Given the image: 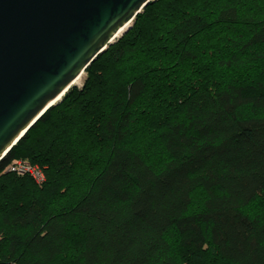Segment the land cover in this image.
Returning a JSON list of instances; mask_svg holds the SVG:
<instances>
[{
  "label": "trees",
  "instance_id": "1",
  "mask_svg": "<svg viewBox=\"0 0 264 264\" xmlns=\"http://www.w3.org/2000/svg\"><path fill=\"white\" fill-rule=\"evenodd\" d=\"M86 73L0 161V264H264V0H157Z\"/></svg>",
  "mask_w": 264,
  "mask_h": 264
},
{
  "label": "water",
  "instance_id": "2",
  "mask_svg": "<svg viewBox=\"0 0 264 264\" xmlns=\"http://www.w3.org/2000/svg\"><path fill=\"white\" fill-rule=\"evenodd\" d=\"M155 1L0 0V161Z\"/></svg>",
  "mask_w": 264,
  "mask_h": 264
},
{
  "label": "built area",
  "instance_id": "3",
  "mask_svg": "<svg viewBox=\"0 0 264 264\" xmlns=\"http://www.w3.org/2000/svg\"><path fill=\"white\" fill-rule=\"evenodd\" d=\"M8 170L16 172L20 175L27 174L35 181V183L39 185L43 184L46 179L44 170L39 165L32 164L28 160H14L8 166Z\"/></svg>",
  "mask_w": 264,
  "mask_h": 264
},
{
  "label": "bare ground",
  "instance_id": "4",
  "mask_svg": "<svg viewBox=\"0 0 264 264\" xmlns=\"http://www.w3.org/2000/svg\"><path fill=\"white\" fill-rule=\"evenodd\" d=\"M129 25V24H128ZM127 25V26H128ZM127 26H124L119 32L118 34L115 36L114 39H117L122 33L123 31L126 29ZM84 73L85 72H82L76 79L75 81L73 82L72 86H78V87H81L83 85V76H84Z\"/></svg>",
  "mask_w": 264,
  "mask_h": 264
},
{
  "label": "rangeland",
  "instance_id": "5",
  "mask_svg": "<svg viewBox=\"0 0 264 264\" xmlns=\"http://www.w3.org/2000/svg\"><path fill=\"white\" fill-rule=\"evenodd\" d=\"M86 77H87V73H84V76H83V81L85 82V79H86ZM83 82V83H84ZM82 87V86H81Z\"/></svg>",
  "mask_w": 264,
  "mask_h": 264
}]
</instances>
